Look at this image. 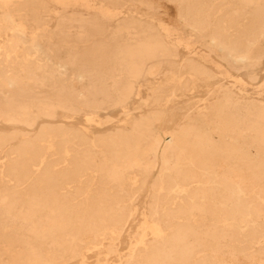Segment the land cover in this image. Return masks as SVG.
<instances>
[{
    "label": "bare ground",
    "instance_id": "bare-ground-1",
    "mask_svg": "<svg viewBox=\"0 0 264 264\" xmlns=\"http://www.w3.org/2000/svg\"><path fill=\"white\" fill-rule=\"evenodd\" d=\"M0 264H264V0H0Z\"/></svg>",
    "mask_w": 264,
    "mask_h": 264
},
{
    "label": "rangeland",
    "instance_id": "rangeland-1",
    "mask_svg": "<svg viewBox=\"0 0 264 264\" xmlns=\"http://www.w3.org/2000/svg\"><path fill=\"white\" fill-rule=\"evenodd\" d=\"M178 54H179L180 56L183 55V53H182L181 51H179ZM262 74H263V69H262V67H260L259 70H258V77H259V78H258V81H257L258 84L261 83V80H262ZM141 96H142V97L145 96L143 92L141 93ZM110 116H111V117H114L115 120L118 119V115H117L116 112H112V113H110ZM79 122H80V121H78V123H79ZM92 131H93V132H96V131H98V130L94 128V129H92Z\"/></svg>",
    "mask_w": 264,
    "mask_h": 264
}]
</instances>
